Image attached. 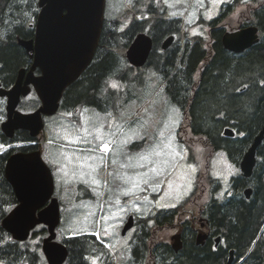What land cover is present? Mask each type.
I'll list each match as a JSON object with an SVG mask.
<instances>
[{
  "label": "trees",
  "instance_id": "obj_1",
  "mask_svg": "<svg viewBox=\"0 0 264 264\" xmlns=\"http://www.w3.org/2000/svg\"><path fill=\"white\" fill-rule=\"evenodd\" d=\"M150 1L145 10L150 16L140 19L135 12L124 29L120 27V17L105 20L94 58L83 74L65 90L60 110L95 107L107 112L127 103L122 100V94L125 93L129 101L133 92L130 85L134 83L137 87L136 82L139 83L138 78L141 77L133 74L137 68L128 62L126 50L136 34L145 31L154 42L145 67H153L161 76L168 97L184 116L190 113L193 135L208 143L213 153L217 150L226 152L230 160L239 166L244 153L253 143L254 135L264 123V1L224 2L219 13L207 21V36L190 34L188 29L184 33L181 19L170 17L164 0ZM239 10L238 27L256 26L259 41L245 51L235 53L224 47L222 36L229 30L228 20ZM38 12V0H0V81L6 88L14 84L21 68L29 69L32 65L31 53L20 41L34 38ZM171 34L179 35V40L163 49V41ZM182 37L184 42H181ZM196 73L199 75L197 81ZM111 81L130 83L124 89H117L110 87ZM39 104L37 97L24 99L20 108L30 111ZM5 115V109L0 104V151L3 145H22L0 153V214L2 202L12 195V188L4 175L8 157L18 150L37 148V145H27L37 140L28 131H17L13 138L2 132L1 122ZM226 125L236 131L234 137L223 135ZM237 178L235 185L239 189L245 185L253 188L251 198L236 199L231 205H214L211 210L212 221L228 234L233 247L243 249L236 261L247 253L264 225V139L257 148L252 175L248 180ZM183 208L180 205L162 209L140 219L141 230L136 231L125 264H226L227 250L213 251L208 245L196 244L195 234L190 231L193 225L179 218ZM177 219L178 224L175 223ZM177 225H182L183 244L178 252L165 238H154L156 229H171ZM46 233L43 227L40 234ZM4 235L7 233L0 224V238ZM64 242L69 249L65 264H115L112 250L94 235H77L64 239ZM26 253L23 243L0 244V257L10 261V264H18ZM239 264H264V231Z\"/></svg>",
  "mask_w": 264,
  "mask_h": 264
},
{
  "label": "rangeland",
  "instance_id": "obj_2",
  "mask_svg": "<svg viewBox=\"0 0 264 264\" xmlns=\"http://www.w3.org/2000/svg\"><path fill=\"white\" fill-rule=\"evenodd\" d=\"M226 1L164 0V4L171 18L181 19L184 33L188 29L190 34L207 36V21L217 15ZM149 4L150 0H107L105 17L106 20L120 17V27L124 29L132 21L135 12L140 19L148 18L150 13L145 10ZM201 19L205 22L198 25ZM239 21L240 10L228 20L227 28L237 29ZM177 37L179 40V35ZM184 41L182 37L181 42ZM133 74L141 77L143 82L138 78L142 85L136 82V86L140 88L134 87V83L130 85L133 92L129 101L127 95L121 92L122 100L127 103L107 112L95 107H77L73 111L61 109L54 116L46 118L45 130L40 137L43 153L51 162L57 181L59 179L60 182L63 207L58 239L63 241L78 233H97L98 238L114 253L115 264H125L131 252L133 234L122 236L120 232L127 213L135 212L140 220L159 209L182 205L184 208L179 216L182 221L183 214L186 215L188 210L196 214V206L187 208L184 206L186 201L180 204L179 201L186 197L192 186L196 187L194 190L197 192L199 187L207 183L198 177L200 172L204 174L206 169H210L219 176V171L225 174L231 168H239L228 161L226 152L217 150L213 153L208 143L193 135L190 113L182 115L172 103L161 76L153 67L134 69ZM195 78L197 81L198 73ZM129 83L111 81L110 87L115 84L113 88L124 89ZM34 97L37 95L32 92L25 101ZM0 104L5 109L6 98L0 99ZM100 126L108 140L116 141L108 152L97 150L100 142L96 139L95 129ZM126 138L131 139L121 144L120 141ZM21 144L4 145L3 149L7 151ZM169 144L171 147H166ZM151 148L157 151L162 149V154L150 155L148 160L139 159L137 154H147ZM89 156L93 159H87ZM100 157H103L102 161ZM129 157L132 159L129 160ZM88 165L96 166V175ZM154 167L156 172L151 171ZM144 173L147 176H143ZM93 178L99 183L93 184ZM126 178L137 182L147 179L148 183L140 182L138 189L126 195L125 191L131 188V181ZM79 182L91 188L90 194L86 189V196L85 191L80 189L75 191L76 196L73 195ZM136 192L139 196H136ZM178 222L179 219L175 223ZM178 227L156 229L154 238H165L170 242L171 236L178 232ZM40 233L41 229L24 245V249L29 252V261L24 259L18 264H45ZM8 236L0 238V244L13 242ZM0 264H4L1 258Z\"/></svg>",
  "mask_w": 264,
  "mask_h": 264
},
{
  "label": "water",
  "instance_id": "obj_3",
  "mask_svg": "<svg viewBox=\"0 0 264 264\" xmlns=\"http://www.w3.org/2000/svg\"><path fill=\"white\" fill-rule=\"evenodd\" d=\"M38 4L40 11L35 36L20 41L33 57L32 66L21 68L11 87L2 86L0 81V97L7 99L6 118L1 129L8 137H13L17 130H27L34 137L43 131L44 117L59 110L64 91L92 62L105 22L106 0H39ZM173 40V35L168 37L163 48L167 49ZM258 41L256 26L227 31L222 37L224 47L236 53ZM153 43L151 35L139 32L126 50L129 63L134 67L144 66ZM33 89L41 103L35 110L24 112L19 109V104ZM224 135L233 137L235 131L226 127ZM263 139L264 124L241 160L240 167L246 176L253 172L256 151ZM5 177L13 187L18 204L3 219L2 227L15 240L25 241L35 227L45 225L49 234L43 239L42 249L48 264H64L69 250L66 244L56 240V228L61 220L60 203L57 198H52L54 179L41 151L11 154L5 166ZM251 193V188L245 190L247 197ZM133 224L131 216L122 233L125 234ZM172 239L173 248L178 251L182 247L181 234H175ZM201 242L199 235L198 243Z\"/></svg>",
  "mask_w": 264,
  "mask_h": 264
},
{
  "label": "flooded vegetation",
  "instance_id": "obj_4",
  "mask_svg": "<svg viewBox=\"0 0 264 264\" xmlns=\"http://www.w3.org/2000/svg\"><path fill=\"white\" fill-rule=\"evenodd\" d=\"M80 123L81 122H79L78 124H80ZM27 145H30V146L37 145L36 149H38V148L42 149V147H43V143L41 142V140L29 142ZM76 147H78V146H76ZM36 149H32L30 151H25V152L30 153ZM42 154H43L45 161L48 163L51 171L54 174L55 190L57 189V185H58V195L56 194V191H55L54 196L58 197L60 202H61L62 201L61 200V189L59 186L60 183H59V181L57 182V178H56L53 166H52L51 162L44 155L43 149H42ZM216 156H218V155H216ZM228 161L232 162L230 160V158L228 159ZM207 173H209V176H206ZM218 173H219V176L214 175L212 170H210V169H206L204 174H201V172H200L198 177L202 180L203 179L206 180L207 183H205L201 187H199V191H197V192L195 191L196 187L193 188L194 186H192L191 189L189 190V193L186 195L187 200H186L184 206H186L187 208H191L192 206H196L197 210H196V214L189 212L191 209L188 210V212L184 211L186 213V215L183 214L184 215V222H188V224L193 225L191 227L193 231L192 230H190V231L195 234V242L197 245L198 244L208 245L209 248L213 251H217V250H222V251L224 250L225 251V250H227L228 258H227L226 264H228V261L231 257V254H233L232 264H239V263L243 262V260L251 252V250L254 247L255 243L257 242L258 238L260 237V235L264 231V225L262 226L257 238H255V240H253V242L251 243V246L249 247L250 249L247 251V253L245 255H243V257L240 258L238 261H236L237 255H239L243 249L233 247V243H231L232 241L230 240L228 234H226V232L224 230H222V227H220V226L217 227L216 223H214L212 221L211 210H212V207L214 205H221L222 206L223 204H229V203H230L229 205H231L233 203V201H235L236 199H237V201L240 198H244L245 200H249L251 198V196L253 195V188L250 185H247V186L245 185L244 187H242V189H239V187L235 185V182H236V180H238L237 177H240L242 180H245V179L248 180L247 178H249L251 175L250 176L244 175L242 169L240 168V163H239V168H235V167L231 168L228 170V173L226 172L225 174H222V171H219ZM94 174L96 175L95 172H94ZM80 185L84 186L88 190V194H90L89 190L91 188L89 186H86L85 184L77 183L76 184V186H77L76 191L81 189ZM248 188L252 189V193H251L250 197H247L245 194V190ZM10 190H11L12 195L10 196L9 200L2 202L3 203L2 204L3 210L0 214V221L1 222L4 219V217L18 203L17 197L13 191V188ZM238 190H240V192ZM194 192H196V193L194 194ZM136 196H139V195H137V192H136ZM137 205H140V204H136L135 206H137ZM131 216H133V218H134V226L125 234L127 236H129L131 233L133 234L134 231H135V234H134V236H135L136 231L141 230V227L139 226V221H138L139 219H138L137 215L135 214V212H129L126 214V220L123 222L120 232L122 231L124 225L127 223V220ZM178 231L181 233V236H182V225L181 226L179 225ZM140 233H141V231H140ZM199 235H201V239H202L201 243H198ZM132 237H133V235H132ZM192 237H193V235H192ZM182 246H183V244H182ZM28 255H29V252H27L24 255L23 260L28 259V261H29L30 256H28ZM44 259H45V264H47L46 258H44ZM2 260L4 261V264H10V261H7L6 259H2ZM11 260H13L12 257H11Z\"/></svg>",
  "mask_w": 264,
  "mask_h": 264
},
{
  "label": "snow or ice",
  "instance_id": "obj_5",
  "mask_svg": "<svg viewBox=\"0 0 264 264\" xmlns=\"http://www.w3.org/2000/svg\"><path fill=\"white\" fill-rule=\"evenodd\" d=\"M112 86H113V87H116L115 84H113ZM85 131H86V130H85ZM95 131H96V133H97V135H96V139L100 142V143L97 145V150H102L103 152H108V151L110 150L111 145L115 144L116 141H114V140H112V141L108 140L107 135H106L105 133H103V131H102V126L97 127V128L95 129ZM77 139H79V138H77ZM129 139H131V138H126V139H124V140H121L120 143H121V144H126V143L129 142ZM157 147H158V146H157ZM166 147H171V145H170V144H169V145H166ZM153 154H154V155H157V156L161 155V154H162V149H161V151H157L156 148H151L150 151H149L147 154H137V155H138L139 159H141V160H148L149 157H150V155H153ZM87 159H93V157L89 156V157H87ZM100 159H101V161H102V160H103V157H100ZM131 159H132V157H129V160H131ZM54 162H55V161H54ZM88 166H89L90 168H92V171H93V172L96 171V166H93V165H88ZM151 171L156 172L157 169L154 167V168L151 169ZM142 175H143V176H147V173H144V174H142ZM126 179H128V180L131 181V188H129V189H127V190L125 191V194H126V195H127L129 192H131V191H133V190H135V189H138V188H139V183H140V182H142V183H148V180H147V179H144V180L139 181V182H137V181H135V180H132V178H126ZM91 182H92L93 184H97V183H99V181H97V180L94 179V178L92 179ZM104 219H107V217H105Z\"/></svg>",
  "mask_w": 264,
  "mask_h": 264
},
{
  "label": "bare ground",
  "instance_id": "obj_6",
  "mask_svg": "<svg viewBox=\"0 0 264 264\" xmlns=\"http://www.w3.org/2000/svg\"><path fill=\"white\" fill-rule=\"evenodd\" d=\"M262 2H263V0H262ZM22 40V39H21ZM229 51V50H228ZM264 124V123H263ZM227 126V125H226ZM263 127V126H262ZM262 129V128H261ZM261 130H259V132H260ZM259 132H258V134H259ZM229 137V136H228ZM234 137V136H233ZM254 137H255V135H254ZM219 142V141H218ZM227 145V144H226ZM229 145H231V144H229ZM231 148V147H230ZM232 261H233V254H231V257H230V259H229V261H228V264H232Z\"/></svg>",
  "mask_w": 264,
  "mask_h": 264
}]
</instances>
